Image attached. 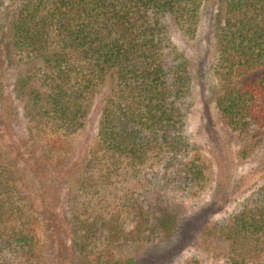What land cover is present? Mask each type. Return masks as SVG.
<instances>
[{
    "label": "trees",
    "instance_id": "trees-1",
    "mask_svg": "<svg viewBox=\"0 0 264 264\" xmlns=\"http://www.w3.org/2000/svg\"><path fill=\"white\" fill-rule=\"evenodd\" d=\"M212 2L0 0V264H264V157L234 187L189 130L195 74L174 34L193 40ZM212 7L210 103L237 156L263 154L264 0ZM256 174L189 229L211 180L205 214Z\"/></svg>",
    "mask_w": 264,
    "mask_h": 264
},
{
    "label": "rangeland",
    "instance_id": "rangeland-1",
    "mask_svg": "<svg viewBox=\"0 0 264 264\" xmlns=\"http://www.w3.org/2000/svg\"><path fill=\"white\" fill-rule=\"evenodd\" d=\"M212 1L213 2L211 3L209 9H207V11L203 14L197 36L193 40L187 41L184 39V37H182L180 32L177 31V33L174 34V41L177 44V47L186 55L187 59L189 60V64L192 67V71L195 74V85L193 86L192 90V103L188 116L189 130L192 134L194 142L201 149L205 157H207L209 165L218 163L226 165L227 168L225 169V174L227 181L231 182L230 185H234L235 187V179L240 174H245L251 167H255L259 159L264 157V153L262 154V151L256 150L246 157L237 156L235 154L238 148L237 141L232 136L222 131L219 126L217 114L213 110V106L210 103L209 87H211L210 85L212 82L208 70L212 60V53L208 49L211 47L210 44L212 39L210 14L215 0ZM203 55L207 56L205 62H202ZM200 73L203 75L201 76ZM96 126L97 117L95 115L87 124L84 134L81 136V138H79L80 144H82L86 139L92 138L94 136L96 132ZM259 176L260 174H256V176L252 177L247 175V185H242V188L238 187L239 189L234 188L237 190H234L233 193L230 194L229 198L224 200V204L217 203L216 205H211L207 214H205V208H201L200 206L209 202V200L214 198L215 194L217 193H215V183H213L211 180L203 195H201V193L199 194L201 196L194 194V199L188 203L189 207H191L190 212H198L199 215L197 217L201 219L198 222H191L188 226L189 229L191 228L199 231L198 229H202L199 228L200 225H202V223L206 222L208 219L211 222H214L226 217L230 211L236 208L237 204L241 203L244 197L243 195L246 193V189H251L253 187V183L258 179ZM148 185H146V187ZM150 188H152L153 191H157L159 187L158 185L153 186L151 184ZM158 192L163 194L161 189L158 190ZM175 193L176 192H171L167 196H170L171 194L175 195ZM178 195L182 203V197H180L181 192L177 191V196ZM172 201L175 202L176 199H172ZM204 225L205 224H203V227ZM205 232L207 233V236L210 235L209 232ZM199 242L202 243L203 241H198L195 236L194 240L190 242L189 246L186 248L184 253L186 257L191 253H197ZM120 252L122 254L125 253L122 249ZM117 253H119V248L117 249ZM205 253H207V251L204 250L199 254L202 256V254L205 255ZM210 262V264L219 263V261L215 259H211Z\"/></svg>",
    "mask_w": 264,
    "mask_h": 264
}]
</instances>
